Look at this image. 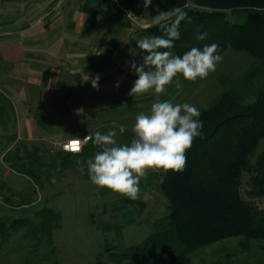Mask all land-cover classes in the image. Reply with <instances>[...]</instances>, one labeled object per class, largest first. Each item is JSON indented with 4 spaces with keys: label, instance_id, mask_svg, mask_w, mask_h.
I'll list each match as a JSON object with an SVG mask.
<instances>
[{
    "label": "rangeland",
    "instance_id": "obj_1",
    "mask_svg": "<svg viewBox=\"0 0 264 264\" xmlns=\"http://www.w3.org/2000/svg\"><path fill=\"white\" fill-rule=\"evenodd\" d=\"M133 1L132 9L141 25L149 26L154 23L155 11L162 0H152L147 9L143 6V0ZM109 8V13H117L113 7ZM227 15L236 23H241L246 18L243 12ZM125 27L127 30L126 22ZM142 29H135L130 35L134 34L135 40L143 38L146 35L140 31ZM127 50L124 49L117 56L119 60L123 57L130 60L133 57L137 65L143 63L142 56L145 53L137 46L129 55ZM221 55L222 62L205 79L193 82L177 75L173 83L167 86L165 93L157 95L154 91H149L134 97L128 93L138 77L131 69V61L125 59L122 61L123 68L130 76L136 77L126 78L122 83V99L106 103L66 102L60 105L59 112L66 119L81 118V124L92 119L93 126L88 123L70 128L69 131L84 130L92 132L90 135L94 137L97 131L106 134L115 130L117 143L124 144L130 143L134 136L132 128L136 116L141 112L150 113L151 105L156 100H171L174 104L190 103L201 110L210 105L220 92L231 88L243 100L248 101L255 94L256 84L245 80L243 73L256 60L244 52L227 50ZM177 82L182 84V89L176 88ZM18 88L23 90L24 87L20 85ZM92 89L99 97L104 86L98 85V90ZM4 102L0 101V220L4 221L5 229L0 234V264H95L100 261L116 264L110 263L108 255L103 251V241L109 242L111 248L137 244L152 229L150 223L165 213V201L158 192L162 169L149 170L146 177L141 179L139 198L134 200L142 203L140 207L122 202L127 196L98 187L89 178L86 162L99 150L97 146L89 141L87 154L73 158L69 160V165L65 163L62 166L61 156L65 153L59 149L61 142L49 150L37 143L15 141V115L7 107L10 102ZM114 122L117 126L115 128ZM119 125L125 127L123 133L119 132ZM263 150L264 138H261L249 156L250 162ZM78 161L84 165L83 172L79 170ZM248 183L249 173H243L240 180L241 196L245 201L264 209V197L251 198L247 195ZM41 208L60 213L59 227L51 230L50 243L39 233L31 237L27 234V227L22 224L11 223L13 219L21 217L37 224L40 219L34 212ZM35 237L39 238V243ZM240 240V237H231L167 264H264V241H252L247 249H241L238 245ZM125 264H150V260L133 258Z\"/></svg>",
    "mask_w": 264,
    "mask_h": 264
},
{
    "label": "trees",
    "instance_id": "obj_2",
    "mask_svg": "<svg viewBox=\"0 0 264 264\" xmlns=\"http://www.w3.org/2000/svg\"><path fill=\"white\" fill-rule=\"evenodd\" d=\"M132 3L127 0V4ZM176 8H182L187 17L178 25L179 39L171 51L182 56L192 47L217 43L220 55L227 50L248 54L256 63L245 70L243 78L256 84L255 94L247 101L227 88L199 110L203 127L186 151V167L180 172L161 170L158 192L165 201L164 215L150 223L152 229L137 244L111 248L104 240L103 251L110 263L148 258L150 264H167L231 237L241 238V249H247L252 241H264V209L245 201L240 194L241 176L249 173L247 195L264 197V150L252 162L249 158L264 138V0H163L155 13ZM233 12H243L246 18L241 23L232 22L227 14ZM175 19L163 23L171 26ZM197 29L207 33L204 40L196 38ZM140 31L146 36L166 37L165 29L155 22ZM36 120L41 125L44 118ZM87 148L83 146L81 153L61 150L65 153L61 156L62 166L87 154ZM122 202L139 207L142 204L129 197ZM34 214L40 219L37 224L21 217L11 223L22 224L31 237L39 233L50 243L51 230L59 227L60 213L41 208ZM4 229V221L0 220V234ZM34 239L39 243L38 237Z\"/></svg>",
    "mask_w": 264,
    "mask_h": 264
},
{
    "label": "crops",
    "instance_id": "obj_3",
    "mask_svg": "<svg viewBox=\"0 0 264 264\" xmlns=\"http://www.w3.org/2000/svg\"><path fill=\"white\" fill-rule=\"evenodd\" d=\"M95 9L85 0H0V101L10 102L15 115V141L50 150L70 137L90 135L69 129L93 126L92 119H66L60 105L119 101L122 83L136 77L123 68L127 57H117L137 46L126 20L109 7ZM97 76L104 86L99 97L92 89ZM38 117L44 118L41 125Z\"/></svg>",
    "mask_w": 264,
    "mask_h": 264
},
{
    "label": "clouds",
    "instance_id": "obj_4",
    "mask_svg": "<svg viewBox=\"0 0 264 264\" xmlns=\"http://www.w3.org/2000/svg\"><path fill=\"white\" fill-rule=\"evenodd\" d=\"M151 4L152 0H143L145 9ZM128 14L132 15L131 12ZM171 17L176 18L171 26L163 23ZM186 17L187 13L182 8L159 13L154 16V22L165 29L166 37L145 36L136 40L137 47L145 54L142 56L143 63L137 65L135 61L131 62V69L138 78L128 95L134 97L149 91L163 94L177 75L193 82L205 79L222 62L217 43L205 44L202 48L192 47L182 56L171 51L174 41L179 39L178 25ZM197 32L198 40L207 37L206 32L201 33L199 29ZM98 79L97 76L92 80V87L97 90ZM182 87V84L176 83L178 90ZM199 116V110L190 103L174 104L171 100H156L151 105L150 113L141 112L136 116L132 128L134 136L130 143L118 144L115 130L106 134L97 131L94 137L88 135L79 138L77 142L81 147L91 141L99 148L86 162L91 182L132 200L138 199L140 181L149 170H184L186 151L203 127ZM113 127H117L115 122ZM118 127L120 133L125 131L123 125ZM77 163L83 172V163Z\"/></svg>",
    "mask_w": 264,
    "mask_h": 264
},
{
    "label": "built area",
    "instance_id": "obj_5",
    "mask_svg": "<svg viewBox=\"0 0 264 264\" xmlns=\"http://www.w3.org/2000/svg\"><path fill=\"white\" fill-rule=\"evenodd\" d=\"M87 3H89L93 8L97 9H105L108 7H113L114 10L119 13L124 20H126L127 24V31L133 32L135 29H142L147 27L148 25H141L139 19L137 18V15L132 9V6L130 4H127V0H85ZM131 12L132 15H129L128 13ZM88 135L81 136L80 139H83ZM79 137H70L68 140L61 142L58 146L59 149L64 152L69 153H81V149L84 146H78V150L73 149V143L77 142Z\"/></svg>",
    "mask_w": 264,
    "mask_h": 264
},
{
    "label": "snow or ice",
    "instance_id": "obj_6",
    "mask_svg": "<svg viewBox=\"0 0 264 264\" xmlns=\"http://www.w3.org/2000/svg\"><path fill=\"white\" fill-rule=\"evenodd\" d=\"M78 146H79L78 142L73 143V149L74 150H78Z\"/></svg>",
    "mask_w": 264,
    "mask_h": 264
}]
</instances>
